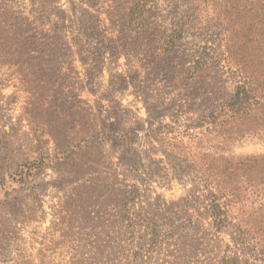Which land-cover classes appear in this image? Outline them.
Wrapping results in <instances>:
<instances>
[{
  "label": "rangeland",
  "instance_id": "rangeland-1",
  "mask_svg": "<svg viewBox=\"0 0 264 264\" xmlns=\"http://www.w3.org/2000/svg\"><path fill=\"white\" fill-rule=\"evenodd\" d=\"M234 240L264 264V0H0V264Z\"/></svg>",
  "mask_w": 264,
  "mask_h": 264
},
{
  "label": "trees",
  "instance_id": "trees-1",
  "mask_svg": "<svg viewBox=\"0 0 264 264\" xmlns=\"http://www.w3.org/2000/svg\"><path fill=\"white\" fill-rule=\"evenodd\" d=\"M22 33H20L21 35ZM236 100V101H235ZM244 100V97H239V93L234 95V101L235 103L241 102ZM244 103V102H243ZM212 217V223L214 226L219 224V218H217V215L214 214ZM218 221V222H217ZM213 226V225H212ZM235 241V240H234ZM248 246L241 240V241H235V249L230 250L229 253L227 251L217 254L215 257V261L217 264H242L246 263L249 260V257L251 256V253H254L251 251L249 253Z\"/></svg>",
  "mask_w": 264,
  "mask_h": 264
}]
</instances>
